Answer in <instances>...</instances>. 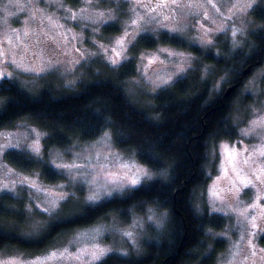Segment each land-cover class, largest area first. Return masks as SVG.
Instances as JSON below:
<instances>
[{
  "label": "trees",
  "instance_id": "trees-1",
  "mask_svg": "<svg viewBox=\"0 0 264 264\" xmlns=\"http://www.w3.org/2000/svg\"><path fill=\"white\" fill-rule=\"evenodd\" d=\"M253 14L260 27L242 50H233L228 41L221 43L219 57L214 53L205 56L211 68L207 76L197 70L180 79L157 93L150 108L132 100L126 89L127 81L137 72L135 59L116 71L99 63L88 69L74 88L62 85L57 89L50 82L32 93L15 79L1 81L0 130L28 121L47 133V148H67L77 141L89 143L107 130L120 150L135 151L141 163L168 175L114 197L71 222L57 224L51 220L35 234L27 230L30 222L27 197L1 193L0 232L5 235L0 236V251L5 255L13 252L34 255L54 248L77 229L113 217L127 221L136 212L157 207L167 211V220L146 239L140 255L111 254L99 264H215L223 241L214 239L212 231L223 229L227 221L223 216L211 214L207 207L199 208L196 197L210 178L206 167L211 145L237 137L232 114L235 98L242 93L247 78L243 76L244 69L249 65L257 68L258 62H264V5ZM120 30V24L105 26L104 38ZM159 43L202 53L189 47L186 41L178 43L163 35ZM137 44L138 48L157 46L142 40ZM221 77H226L222 90L214 95L215 79ZM242 77L244 82L240 80ZM239 82L235 92L225 97L227 87ZM11 151L6 152L5 160L14 168L25 172L39 170L48 182L61 180L52 177L45 165L28 164L9 155ZM79 203L81 208L85 207L83 201ZM79 211L72 204L61 215ZM260 242L264 245V235Z\"/></svg>",
  "mask_w": 264,
  "mask_h": 264
},
{
  "label": "rangeland",
  "instance_id": "rangeland-1",
  "mask_svg": "<svg viewBox=\"0 0 264 264\" xmlns=\"http://www.w3.org/2000/svg\"><path fill=\"white\" fill-rule=\"evenodd\" d=\"M235 3L236 0H193L191 11L198 12V16L186 15L185 12L188 10L182 11L181 9H177L176 16L178 20L183 24L189 25L184 33L185 41L188 43V46L195 47L193 44L189 43L192 41L193 37L198 35V33L191 28V25H195L200 33H203L205 29L211 30L209 35L204 37V39L214 40L215 47L211 50L207 48L199 49L202 51V53L199 54L197 51L188 48H180L170 44L159 43V45L154 48L136 47L134 50L129 49V55L138 57L140 53H145L148 58H151L152 55L156 53V48L159 47L168 49L174 54H180L183 57L196 58L192 61L194 68L197 67L196 61L207 66L205 56L212 53H219V55H221V43L228 41V38L222 33L217 35V30L224 27H232L233 25L236 29L244 28L245 30L243 37H237V39L242 40L243 49L247 45L251 34L257 31L260 27L254 18L253 12L259 6L264 5V0H255L252 7L247 8L245 15H234L231 19H227L229 12L235 11V8L233 7ZM141 4H148V0H138V3L135 5L136 11L143 16L146 12L150 11L151 7L155 4V0H152V4L148 5L147 8L141 7ZM237 6L245 7V3H240ZM130 7H133V5L126 3L125 0H121L119 4L115 3V0H109L107 3H93L92 5H87L83 3L82 0H76L75 4L70 3L67 0H33L31 4H29L27 0H19L18 4L15 2L10 4L8 0H0V9L3 10L0 12V45H3L6 55L14 54L17 60H20L21 56H23L25 64L29 66L34 64L37 69L47 67V62L49 60H51L53 64H57L58 68V70L52 69L48 72H40L39 75L35 72H20L14 69L11 65L0 68V71L12 73L13 79L17 80L32 93H36L39 88L48 85L50 82L51 85L57 89H60L62 85L74 88L78 81L87 74L88 69L97 67L99 63H105L110 66L100 55L101 48L99 46L103 45L110 49L113 46L114 39L123 35V32L120 30L117 34L104 38L103 29L105 25H92L88 22L92 13L103 12L105 20H110L115 16L121 29L126 24L131 23V14L128 12ZM172 7L175 8L176 6L172 5ZM82 9L87 10L84 14L86 17L85 19H82L80 15ZM157 11L160 10L157 9ZM73 12L77 13V19H66V15L70 16ZM155 14L156 13H152V15ZM205 14L207 15V19L204 18ZM49 17H51L54 25H63V27L50 25ZM131 30V28L128 29V31ZM25 32L28 33L27 37L24 35ZM73 37H75V39H73ZM93 41L95 43H93ZM139 41L140 40L138 39L137 43ZM25 48L27 51H25ZM76 49H79L80 51L77 52ZM235 50L238 51L241 49L237 48ZM81 53L87 58L86 60L81 59ZM111 54L112 53L109 51L108 55ZM161 59H164V57L161 56ZM77 60H80V63H76ZM58 61L62 63H58ZM135 61L137 72L134 77L127 81L126 89L132 100L140 102L145 107L150 108L154 104L156 94L165 89H154L153 85L142 76L144 65L147 63V60L143 63H141L139 59H135ZM165 63L168 64L169 61L165 60ZM258 64L259 66L257 68H252V71L247 75L242 93L235 98L232 123L237 128V137L233 140L222 139L215 141L211 145L209 160L206 167L210 178L205 187L199 190L196 197V203L199 208L203 209L207 207L211 214L223 216L220 213H213L210 211L209 189L216 184L218 190H221L224 211H228V205H231L233 208L236 207V196L239 197V200L243 201L239 210L243 211L245 208L247 209V212L245 213L247 219L242 216L240 217V222H238L235 217L223 216L227 221L225 227L220 230L212 231V233H215V235H213L214 239L223 241L222 249L217 253L215 264H264V251H262L264 250V245L260 242V238L263 236L261 234V229H264V196L257 201L255 190L253 189H244L239 193H236L235 190L233 192H228V188L232 186L231 181L235 180V175L232 172V165H230L227 159L221 155L219 147L222 143H227L229 147L235 144L238 152L246 147L249 150L248 152H244V158H246L248 157L249 152L253 151V146L260 144V140L257 136L241 137L239 135L241 129L249 127V122L251 120L257 119L261 113H264V75H261V73L264 72V62ZM182 66H186V64ZM161 67L163 66L159 64L153 65L148 69L149 75L152 74L154 69ZM207 67L210 71L211 68L209 66ZM194 72L196 71L185 73V77ZM222 83L223 81H221V78L215 79L213 90L214 95L220 94ZM217 84H219L218 90H216ZM253 109H255V112ZM31 128H35L41 133H46L40 127L24 120L17 122L14 127L0 130V133H4L5 135L14 134L13 142L19 137L21 138L23 145V137L25 135L29 137V141L31 140V133L28 131ZM257 131L260 130L258 129ZM109 134L111 136L110 144L114 150L112 154L113 157L116 155L124 157L119 163H124L125 160H127L128 163H135L137 167L148 171L151 179L144 183L167 177V172L154 170L148 165L141 163L135 151L120 150L114 143L112 134ZM46 137H42L40 142L44 149V151L41 152V155L46 161L49 159L48 151L65 153L69 148H47L45 144ZM97 140L89 143L77 141L73 144L78 145L77 151H79L80 148L87 147L88 145L95 143ZM9 150L12 149L5 150L4 154L0 156V166L4 167L11 173L19 177H28L29 179H36L32 173H38L39 182L48 188H52L56 184H68V180L62 177L61 180L56 182H48L41 176L39 170L25 172L14 168L5 160V154ZM63 161L71 163L72 158L71 156L65 155ZM235 166L238 169H243L242 174H247V176L253 180V183L256 184L257 188L261 189V192H264V186L261 185L260 181L255 180L253 175L255 172L256 175L261 176V180H264V173L260 172V169L264 168V157L253 156L252 159H249L248 164H244L243 158L238 157ZM110 168L112 172L119 171L118 164L114 159L110 160ZM223 169L228 170L227 176H225ZM10 179V177H0V182L9 184L11 187ZM236 187H242L239 185L238 181ZM15 190L16 195L27 197L29 202L28 207L32 209L29 212L30 222L27 230H29V233L31 234L40 232V230H42V228H44V226L51 220L42 215L36 209L35 205L30 202L27 192L23 190L19 184L15 185ZM67 191H76L79 200L81 202L84 201V193L79 190V187L68 188ZM126 193L127 192L124 194ZM37 203H40L41 207L44 206L41 200H37ZM253 203L257 204L256 208L251 207ZM221 206V203L217 202L216 207ZM62 207L64 210L66 209L65 206L62 205ZM149 209H151V211H148ZM63 212L61 214H63ZM253 216H255V223L257 225L254 229L249 223ZM149 217H151V219H149ZM167 217V211L157 207H149L144 212L134 213L131 219L127 221H122L117 217H113L90 227L77 229L70 234L65 241L47 251L34 255L13 252L6 254V257H20L27 261H32L37 258L42 259L49 252L63 250L64 248H68L69 252L75 253L78 248L84 246L79 242H75L76 236L83 232H90L95 228H101L102 230V234L98 237L100 247L113 250L109 255H121V253H127V255L122 256H129L132 254L140 255L144 251L146 239L152 232L164 226ZM133 220L138 221L135 228L131 227ZM121 231L133 232V239L136 241L135 247L127 237L121 235ZM222 233L224 235H221ZM241 237H243V239H241ZM233 244L238 245L239 249L238 255L235 256L234 260L231 259L229 253V249L232 248ZM49 264H58V262H49ZM65 264H72V262L66 261Z\"/></svg>",
  "mask_w": 264,
  "mask_h": 264
},
{
  "label": "snow or ice",
  "instance_id": "snow-or-ice-1",
  "mask_svg": "<svg viewBox=\"0 0 264 264\" xmlns=\"http://www.w3.org/2000/svg\"><path fill=\"white\" fill-rule=\"evenodd\" d=\"M11 4L13 2L19 3V0H8ZM29 4L33 0H27ZM83 3L87 5H92L93 3L99 4L101 2L107 3L109 0H82ZM121 0H115V3L119 4ZM126 3L133 5L128 9L131 14V23L126 24L121 28L123 35L119 38H115L113 41V46L109 49L100 45L101 53L100 55L106 60V62L112 67L114 71L118 70L121 65L134 59H139L141 63L147 60L144 65V71L142 76L148 80L154 89L168 88L174 83L178 82L180 79H184L185 73L189 71L200 70L203 72L204 76L208 74V67L204 66L201 62L196 61L197 67H193L192 61L196 58L183 57L180 54H174L172 51L164 48H156V53L148 58L147 54L140 53L138 57H133L129 55V49H135L138 44L137 40H142L149 44L159 45L161 34L165 39L173 40L178 43L185 42L184 33L188 29L189 25L181 23L177 16V9L188 10L185 12L186 15L198 16V12L191 11L193 6V0H155V4L151 7L150 11L146 12L145 15H140L136 11L135 5L138 0H125ZM255 0H236L233 5L235 11H230L227 19H231L232 16H242L246 14L247 8L252 7ZM240 3H245V7L237 6ZM152 4V0H148V4H141V7L147 8L148 5ZM172 5L176 7L173 8ZM159 9L160 11H157ZM3 10L0 9V12ZM86 9L81 10V18L85 19ZM152 13H156L152 15ZM205 19L207 15L205 14ZM49 23L55 27H63V25H54L51 17L48 18ZM66 19H77V13L73 12L70 16L66 15ZM88 22L92 25L103 24L109 27H118L117 18L113 16L110 20L104 19V13H92ZM42 23V22H41ZM131 28V31L128 29ZM193 31L197 32L198 35L193 37L192 41L189 43L193 44L197 49L207 48L209 50L215 47V42L213 39H204L210 33V29H205L203 33H200L199 29L195 25H191ZM223 34L228 38L230 47L235 50L240 48L242 50V40L237 39L238 36L243 37L245 34L244 28L236 29L233 25L232 27H224L217 30L218 34ZM230 34V35H229ZM27 37L28 33H24ZM19 38V37H18ZM66 39V34H65ZM75 39V37H73ZM10 43V42H9ZM93 43H95L93 41ZM25 51L27 49L25 48ZM79 52V49H76ZM109 51L112 53L108 55ZM219 57V53L215 54ZM161 56L164 59H161ZM81 59H87L81 53ZM165 60L169 63L166 64ZM58 63H62L59 62ZM76 63H80L77 60ZM47 67H42L37 69L35 65L29 66L24 63V57L21 56L20 60H17L14 54L6 55L3 45H0V68L11 65L14 69L20 72H35L37 75L40 72H48L52 69H57V64H53L51 60L47 62ZM162 65L163 67L154 69L152 74L149 75L148 69L153 65ZM186 66H182L185 65ZM264 75V72L261 73ZM203 78V77H202ZM13 79L12 73L6 71H0V81H11ZM226 77H221V81L225 80ZM219 89V84L216 86V90ZM255 112V109H253ZM260 131H257V130ZM31 133V140L25 135L23 137V145L21 138L17 137L15 142H13V135H5L0 133V156H2L7 149H12L9 155L18 156L23 159L28 164H43L46 166L47 171L52 177H62L68 180V184H56L52 188L45 187L39 182V174L33 172L32 175L36 179H29L28 177H19L4 167L0 166V177L11 178L10 184H5L0 182V193L11 194L12 197L16 196L15 185L19 184L23 190L28 194L29 200L35 205L36 209L44 216L48 217L50 220L55 221L57 224L67 223L73 221L76 217L84 215L86 212L91 213L95 211L98 207L103 206V203L111 202L114 197L123 195L125 192H130L133 190H138L142 184L151 179L147 170L141 169L135 165V163H128L125 160L124 163H119L124 157L116 155L113 157V148L110 144L111 136L107 130H105L100 138L87 147L80 148L77 151L78 145L73 144L69 147L65 153L48 151L49 159L45 161L41 152L44 149L41 146L42 137H46L47 133H41L35 128L28 130ZM239 135L241 137L257 136L260 140L259 145L253 146V151L249 152L248 157L244 158V152H248V148H243L242 151H237L235 144L231 147L227 143H222L219 147L221 150V155L227 159L228 163L232 165V172L235 175V180L231 181V187L228 188V192L236 193L244 189L255 190V195L257 201L264 196V192L258 189L253 180L247 176V174H242L243 169H238L235 166L237 158H243V163L248 164L249 159L253 156L264 157V113H261L257 119H253L249 122L248 128H243L240 130ZM65 155L71 156L72 162H64L63 157ZM114 159L119 167L118 172H112L110 168V160ZM60 161V162H57ZM81 161V162H77ZM225 176H227V169H223ZM261 173H264V168L260 169ZM255 180L260 181L261 185L264 186V180H261L260 175L253 173ZM241 185V188L236 187V183ZM79 187V190L84 193L83 204L85 207L81 208L79 203V197L76 195V191H67L68 188ZM3 196H0V200ZM37 200H41L43 207ZM236 207L233 208L228 205V211H224L223 207V197L221 196V190H218L216 184H214L209 189V203L211 205L210 211L213 213H220L226 217H235L238 222H240V217L244 216L247 219L245 213L247 209L240 211V205L243 201L239 200L236 196ZM217 202L221 203V207H216ZM70 204H75L76 208H79V212H71L68 216H62L63 206ZM252 208H256L257 204L253 203ZM4 210H7L6 206ZM30 207L26 206V211H31ZM148 211H151L149 209ZM151 219V217H149ZM251 227L254 229L257 227L255 223V216L249 221ZM138 221L133 220L131 227L135 228ZM116 230V229H113ZM102 234L101 228H95L90 232H83L76 236L75 242L83 244L76 250L75 253L69 252L68 248L63 250L52 251L46 254L42 259L37 258L36 260L27 261L20 257H11L5 255L4 251H0V264H49V262H58V264H65L66 261H71L72 264H99L107 257L112 249H104L100 247L98 243V237ZM215 235V233H212ZM261 234L264 235V229H261ZM5 234L0 232V236ZM121 235L127 237L131 244L135 247L136 241L133 239L132 231H121ZM221 235H224L223 233ZM6 238V237H5ZM243 239V237H241ZM90 245V247H89ZM238 245L233 244L232 248L229 249L231 259H235L238 255ZM264 251V250H262ZM255 254V253H253ZM121 255H127V253H121Z\"/></svg>",
  "mask_w": 264,
  "mask_h": 264
},
{
  "label": "water",
  "instance_id": "water-1",
  "mask_svg": "<svg viewBox=\"0 0 264 264\" xmlns=\"http://www.w3.org/2000/svg\"><path fill=\"white\" fill-rule=\"evenodd\" d=\"M251 71H252V65L247 66L243 71V76H247ZM242 80H243V77L241 78V82ZM241 82L228 86L224 93V96L225 97L231 96L235 92V90L240 86Z\"/></svg>",
  "mask_w": 264,
  "mask_h": 264
},
{
  "label": "flooded vegetation",
  "instance_id": "flooded-vegetation-1",
  "mask_svg": "<svg viewBox=\"0 0 264 264\" xmlns=\"http://www.w3.org/2000/svg\"><path fill=\"white\" fill-rule=\"evenodd\" d=\"M258 61H260V60H258ZM253 68V67H252ZM240 80H241V78H240ZM242 82H244V81H242Z\"/></svg>",
  "mask_w": 264,
  "mask_h": 264
}]
</instances>
